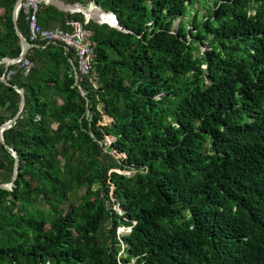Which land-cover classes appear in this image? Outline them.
<instances>
[{
  "label": "trees",
  "instance_id": "trees-1",
  "mask_svg": "<svg viewBox=\"0 0 264 264\" xmlns=\"http://www.w3.org/2000/svg\"><path fill=\"white\" fill-rule=\"evenodd\" d=\"M63 1L120 30L86 26L85 96L59 46L29 50L10 79L25 101L3 132L18 165L0 189V264H264V0H214L175 30L199 0ZM15 2L0 0V61L20 54ZM73 20L39 8L43 28ZM19 103L0 82V126ZM14 163L0 143L1 184Z\"/></svg>",
  "mask_w": 264,
  "mask_h": 264
},
{
  "label": "built area",
  "instance_id": "built-area-1",
  "mask_svg": "<svg viewBox=\"0 0 264 264\" xmlns=\"http://www.w3.org/2000/svg\"><path fill=\"white\" fill-rule=\"evenodd\" d=\"M42 4H46V0H22L19 6V11L22 12L27 22V35L25 36L27 41V52L21 59H14L10 63L6 61V58L1 60V65L5 66V71L1 75L5 80L10 79L17 73V70L22 72L23 76H27L33 67V63L27 58V53L32 48L46 47L49 45L59 46L62 48L63 53L67 56L69 65L71 66L73 79L75 85L79 89L82 96L85 93L81 90L80 82L89 76L90 63L93 55V48L90 42V31L86 28L90 21L98 24H106L105 21L99 20L92 16H87L85 11L83 12H68L69 14L79 13L82 15V21H67L66 25L69 30H63L58 27L43 28L38 23V12ZM82 7L95 9L96 11H103L93 3H88ZM89 118V115H86ZM116 212L122 216L123 212L120 209H116ZM122 232V235L127 234ZM121 241V240H120Z\"/></svg>",
  "mask_w": 264,
  "mask_h": 264
},
{
  "label": "water",
  "instance_id": "water-1",
  "mask_svg": "<svg viewBox=\"0 0 264 264\" xmlns=\"http://www.w3.org/2000/svg\"><path fill=\"white\" fill-rule=\"evenodd\" d=\"M22 0H16L14 6H13V10H12V23H13V27L15 30V34L16 36L19 38V43H20V54L18 55L17 58L14 59H21L27 52V41L24 35L21 34L19 28L17 27V15H18V10H19V6L21 4ZM46 5L49 6H53L55 7L57 10L62 11V12H83L86 11L84 7H82L83 5H71V4H66L63 0H46ZM76 6H80L82 7V10H75ZM80 9V8H79ZM102 13L105 14H110L113 17V20L115 21V23L110 24L108 22H106V24H108L111 27L117 28L120 30V28L117 25V20L114 16L113 13L111 12H105V11H101ZM14 59H7L6 61L8 63H10L12 60ZM0 65H1V61H0ZM0 82L5 84L8 87H11L14 91H16L19 96H20V103L18 106V111L17 113L14 115V117L12 119H10L8 122L2 124L0 126V143L4 145L5 149H8L9 151L12 152V156L14 158V168H13V174L11 177V182L9 184H1L0 183V189H4V190H10L13 186H14V180L16 177V173H17V165H18V157L16 155V152L11 149L10 147H8L3 140V132L7 129H9L18 119L19 115L22 112L23 106H24V101H25V94H24V90L22 88H19L15 85H12L9 81L5 80L4 77L0 76Z\"/></svg>",
  "mask_w": 264,
  "mask_h": 264
},
{
  "label": "rangeland",
  "instance_id": "rangeland-1",
  "mask_svg": "<svg viewBox=\"0 0 264 264\" xmlns=\"http://www.w3.org/2000/svg\"><path fill=\"white\" fill-rule=\"evenodd\" d=\"M214 0H199L197 3L191 6L190 12L184 19L178 18L177 20L174 21L172 29L175 30L178 28V26H181V20L183 26L188 28L191 25V21L193 17L195 16V22L200 21L202 18L206 17L208 15V11L211 10L214 5H213ZM99 19V18H98ZM100 20V19H99ZM206 49V47H202V50ZM126 175L131 176L133 175L132 172H125ZM127 228H121L117 231V235L120 237L122 236V232H126Z\"/></svg>",
  "mask_w": 264,
  "mask_h": 264
},
{
  "label": "bare ground",
  "instance_id": "bare-ground-1",
  "mask_svg": "<svg viewBox=\"0 0 264 264\" xmlns=\"http://www.w3.org/2000/svg\"><path fill=\"white\" fill-rule=\"evenodd\" d=\"M90 9L93 13L90 10H86L85 13L87 16H92L94 18H99V19L104 18V19L110 20L112 23H115V21L113 20V17L110 14H99L96 12L95 9H93V7H91ZM75 10H82L83 11L82 7H80V6H76Z\"/></svg>",
  "mask_w": 264,
  "mask_h": 264
}]
</instances>
